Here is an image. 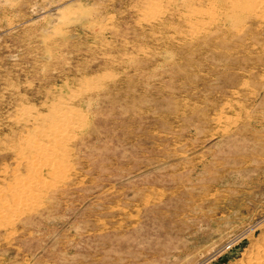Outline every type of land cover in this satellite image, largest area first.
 Instances as JSON below:
<instances>
[{
    "label": "rangeland",
    "instance_id": "374dc122",
    "mask_svg": "<svg viewBox=\"0 0 264 264\" xmlns=\"http://www.w3.org/2000/svg\"><path fill=\"white\" fill-rule=\"evenodd\" d=\"M226 1L0 0V264H264V0Z\"/></svg>",
    "mask_w": 264,
    "mask_h": 264
},
{
    "label": "bare ground",
    "instance_id": "6f19581e",
    "mask_svg": "<svg viewBox=\"0 0 264 264\" xmlns=\"http://www.w3.org/2000/svg\"><path fill=\"white\" fill-rule=\"evenodd\" d=\"M247 0H230V1H226L224 2L223 6H224V9L230 13V15L235 12H237L238 9H241V7H246L245 6V3H246ZM251 5V4H250ZM255 8V6H253ZM223 9V7H222ZM246 9V8H244ZM221 11V10H220ZM223 11V10H222ZM22 190H20L21 192ZM22 194V193H21Z\"/></svg>",
    "mask_w": 264,
    "mask_h": 264
},
{
    "label": "water",
    "instance_id": "95a60500",
    "mask_svg": "<svg viewBox=\"0 0 264 264\" xmlns=\"http://www.w3.org/2000/svg\"><path fill=\"white\" fill-rule=\"evenodd\" d=\"M237 247L238 246H235L234 248H232L230 252L223 253V255H221L220 257H218V259L215 260L214 263H216V264H222L223 261H225L228 257L233 256L236 253Z\"/></svg>",
    "mask_w": 264,
    "mask_h": 264
}]
</instances>
